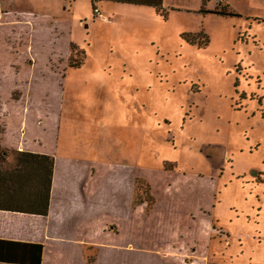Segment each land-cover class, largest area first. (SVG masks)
I'll return each instance as SVG.
<instances>
[{
  "label": "rangeland",
  "instance_id": "rangeland-1",
  "mask_svg": "<svg viewBox=\"0 0 264 264\" xmlns=\"http://www.w3.org/2000/svg\"><path fill=\"white\" fill-rule=\"evenodd\" d=\"M0 8L10 23L0 27V125L22 120L9 109L20 101L54 161L99 166L82 217L97 221L88 238L96 245L59 264H105V230L102 244L118 249L112 258L123 255L134 231L103 217H120L132 199L156 209L162 225H186L165 243L190 249V260L195 249L202 264H264V0H164L162 12L112 2L94 10L90 0ZM38 105L48 121L36 128ZM58 223L53 234H68L66 245L84 243L79 218L75 239ZM145 224V248L129 264H168Z\"/></svg>",
  "mask_w": 264,
  "mask_h": 264
},
{
  "label": "crops",
  "instance_id": "crops-1",
  "mask_svg": "<svg viewBox=\"0 0 264 264\" xmlns=\"http://www.w3.org/2000/svg\"><path fill=\"white\" fill-rule=\"evenodd\" d=\"M75 2L76 1L72 3ZM6 14L8 13H3L0 8V27H4L5 23H9V21L6 20L8 17L5 16ZM31 18L32 17L29 15V19ZM3 21L6 22L4 23ZM108 21L110 22V19H108ZM38 31H40V28L34 29V32L38 33ZM22 106L23 104H21V102L19 101L14 105V107H7V110L9 108L13 113L12 116H22V120L18 121L16 118L9 119V117L5 118L4 123L0 125V152L4 151L0 155V164H5L3 167L8 168L9 170H14L20 167L19 155L22 153L45 155L49 157L52 156L48 151V143L45 137L41 134L30 131L28 125V116L30 110L27 105H24L23 107ZM45 114L46 110H44L41 105H38L37 108L33 109L34 118L30 119V121H34L33 125L36 128H38V124L41 121H48V118L47 116H45ZM86 167L87 164L78 167L73 162L67 161V164H63L55 159L48 214L46 216H40L30 213L0 210V241L43 245L44 251L42 264H59L60 261L58 260V258L64 257L65 259V257L69 255L68 253H72L73 249L81 250L84 249L85 245L89 247L96 245V242L89 241L88 238L94 239L95 234H93V230L94 232L99 231V229L95 227V223L97 221L91 220L90 217H82L86 216L88 200H90V194H92L93 192V183H95L98 177L97 169H99V166L92 165L85 171ZM125 184V188L131 194V192H133V188H135L133 186L134 184H132V179L127 181ZM94 193H96V191H94L93 194ZM87 198L88 200H86ZM133 206L135 205H133L132 199L129 203V210L132 211V215L128 218H126L125 216L126 213H129V210L118 213L117 215L120 217H115L114 215H106L103 217V221L110 222L111 220H116L112 222H117L119 225V222L123 221V224H126L127 227L130 226V229L132 230L131 233L134 231L133 235L135 238V241L133 243H129L130 245L133 244V246H128L129 248L126 247L125 249H123V255H116L113 259L112 255L113 253L116 254V251L118 249L113 250L115 247L108 248L110 239L109 232L105 230L104 234L101 233L103 236H101L102 241L100 245H98V247L100 248L98 250L102 258L105 260V264H129L130 260H134L133 254L137 253V249L142 250L145 248V246L142 245V241L138 237H140L141 231L145 228L146 222L150 223V232L153 233L151 237L153 236L152 238H154V242L150 246L153 248L155 247L154 249H156L158 253L163 255H161V257H156L158 260L166 261V263L168 264H202L200 260H198L199 251H194L195 249H193V259L190 260V258H188L190 249H174L175 245L178 244L174 243L173 240L171 241L170 246L165 243L167 236L180 237L181 235H185L182 233L186 231V225L184 226L183 224V227L185 228H183L182 225H178L177 228H175V226L173 225L174 221H168L167 226L166 224L162 225V221L164 219L161 218V220H158V217H161V214L157 215L156 209L150 211L147 210L146 207L142 208V206H135L134 208ZM202 209L203 207L200 208L201 212ZM136 211L138 213H136ZM136 214H139V216L137 217ZM143 214L148 219L142 218ZM78 218L83 222L81 228L84 229L85 233L80 234V236H82L81 238L84 239V243L80 244L78 248H74V244L71 243L69 245H66L62 241L63 235L68 234H53V227L55 225L54 222L58 221L59 228L70 231L71 236L74 237L72 238L70 236V238L75 239V237L78 236V233L74 230L73 224L77 222ZM167 219L168 217L166 218V220ZM176 222L180 223V221L178 220L175 221V223ZM187 229H189L190 232L193 231L194 233L197 231L194 226L188 227L187 225ZM166 230H168L167 234H165ZM76 238H79V236ZM97 238H99V236ZM162 238H164V240H160L161 242L158 245V239ZM104 240L108 242V245L102 244V242H105ZM158 247H162L163 249H158ZM75 259L76 261L74 264L91 263H87L85 261V257L83 259H80L79 257Z\"/></svg>",
  "mask_w": 264,
  "mask_h": 264
},
{
  "label": "trees",
  "instance_id": "trees-1",
  "mask_svg": "<svg viewBox=\"0 0 264 264\" xmlns=\"http://www.w3.org/2000/svg\"><path fill=\"white\" fill-rule=\"evenodd\" d=\"M69 4L77 0H66ZM94 10L99 2L147 6L162 12L164 0H90ZM226 15V12H205ZM101 15V14H100ZM79 68V64L70 65ZM0 164V210L46 216L49 212L54 160L45 155L22 153L14 170ZM43 245L0 241V263L42 264Z\"/></svg>",
  "mask_w": 264,
  "mask_h": 264
}]
</instances>
